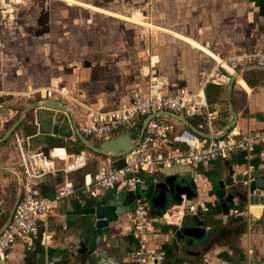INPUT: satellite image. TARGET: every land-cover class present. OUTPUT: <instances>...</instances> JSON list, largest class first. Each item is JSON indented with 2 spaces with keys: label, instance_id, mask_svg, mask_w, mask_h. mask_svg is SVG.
<instances>
[{
  "label": "crops",
  "instance_id": "1",
  "mask_svg": "<svg viewBox=\"0 0 264 264\" xmlns=\"http://www.w3.org/2000/svg\"><path fill=\"white\" fill-rule=\"evenodd\" d=\"M62 1L69 5L109 12L78 0ZM156 4V9H168L170 17L174 16L170 9L174 10L177 18L171 19L168 16V22H164L165 16L160 17L154 8H151L150 18L143 14L133 17L117 15L152 31L150 43L141 45V41L136 38V44L144 50L141 52L142 68L147 73L151 70L161 74L159 76L162 79L157 77L161 82L169 83L172 87L186 85L194 88L214 67L233 56H244L255 51L264 54V0H155ZM167 24L171 27L167 28ZM48 35L45 34L44 38L49 37ZM48 39L56 40L55 47H49ZM33 40V36L26 33L0 32V138L18 120L26 105L42 100L40 91L43 90V95H48L47 89H55L64 78L57 61V33L55 36L52 33L45 40L38 53L33 48ZM253 65L259 64L246 66L247 70L234 83L232 101L238 116L230 131L233 133L264 127V71L252 68ZM224 66L229 72L235 73L225 63ZM227 85L228 83H210L205 90L210 110L216 113L214 124L219 134L228 130L234 119L229 111ZM142 86L146 88L144 92H147L148 86ZM29 88L33 92H27ZM67 98L61 100L72 106L71 96ZM89 106L104 107L98 104ZM72 108L75 110L73 106ZM60 114L54 112V118L60 119V122L51 134L57 136L58 140L52 143L49 150L56 145L65 146L68 154L62 147L52 151L54 158H60L55 160L56 164L65 165L61 159L68 158V155L72 158L80 150H77L79 140L76 135L68 134L73 125V114L71 111H67L62 117ZM189 120L202 132L208 133L203 126L202 117L196 116ZM29 127L26 119L15 131L30 136L27 133ZM38 128V133L43 135L44 124L41 127L38 125ZM178 130L191 131L185 122L179 124ZM10 143L0 145V231L6 225L21 186V177L12 169H19L18 154ZM173 146L176 149L178 146L185 148L178 143ZM90 152L92 151L89 150ZM92 153L89 160L93 165L88 167L89 170L96 169L105 157ZM122 161L119 157L116 163L122 165ZM251 163L255 166L251 172L253 179L248 186L237 183V196L228 215L223 213L219 205L218 195L222 196L224 193L220 189L219 180L227 176L228 165L235 174L244 175L248 168L244 152L201 163L197 169L191 165H174L147 176L149 186L153 180L169 174H178L192 180L196 172L201 175L198 184L194 182L198 196L192 200H186V196H183V206L171 204L168 210L159 214V209L150 203L151 223L146 239L151 250L165 253L166 257L161 264H264V191L255 182L258 176L264 177V158L258 156ZM89 170L74 173L78 177L74 180L79 188L77 195L59 202L40 222V236L34 240V244L29 246L19 240L5 252V258L0 259V264H135L132 255L138 247V240L134 236L133 210L104 228L99 237L100 244L93 254L87 256L79 253L82 243L91 247L95 243L93 239L98 236L88 224V208L95 201L111 203L114 196L127 193L122 189H106L101 190L97 198L91 197L80 187L83 175ZM55 177L59 179V176ZM54 186L55 181L50 179L46 184H41L40 188L45 195H51L54 193ZM256 189L259 193L254 194ZM145 191H140L143 197H146ZM190 204L198 206L197 213L188 212L186 208ZM202 204L206 209L201 208ZM123 208L128 207L123 204ZM166 212L170 217L168 222L164 217ZM196 219L205 222L210 240L206 243L194 240L192 245L180 243L181 247L178 248L179 241L174 238L176 230L181 225L194 224ZM43 237L47 243L41 242Z\"/></svg>",
  "mask_w": 264,
  "mask_h": 264
},
{
  "label": "built area",
  "instance_id": "2",
  "mask_svg": "<svg viewBox=\"0 0 264 264\" xmlns=\"http://www.w3.org/2000/svg\"><path fill=\"white\" fill-rule=\"evenodd\" d=\"M226 62L235 73L229 72L223 64H218L194 88L186 85L172 87L169 83L152 78L147 92L134 90L126 100L113 107L100 108L82 104L83 111L76 116L77 126L89 141L103 142L125 132L137 133L145 117H153L136 145L120 157L123 160L122 165L116 163L119 157L105 156L96 169L85 172L80 187L93 198H97L101 190L106 189L140 192L148 188L147 176L159 170L163 171L174 165H191L197 169L201 163L228 158L238 152H244L248 159V168L242 182L244 186H248L253 179L251 172L255 168L251 163L252 159L258 156L264 158V127L214 137L213 135L219 134L214 124L216 113L210 110L205 90L210 83H228L241 67L252 63L264 66V54L255 51L244 56H233ZM47 94H42V100L66 99L70 96L64 88L47 89ZM164 112H174L188 119L202 117L203 126L211 136L201 137L189 130L179 131L178 127L182 122L161 115ZM33 138V135L25 136L16 131L13 133L19 169L15 166L12 169L21 177V198L11 220L0 233V259H4L5 252L13 248L19 240L29 246L34 244V240L40 236V222L59 202L77 195L79 188L71 173L86 169L90 163L89 152L82 150L72 155V158L68 155V158L61 159L65 165L59 167L55 160L60 158H54L52 151L62 147L68 154L67 148L56 145L48 152L41 148L34 149ZM176 143L183 144L185 148L178 146L176 149L173 146ZM48 174L59 176L51 195L42 192L39 182L40 178ZM200 178L201 175L196 172L193 180L198 184ZM253 193H259L258 189ZM201 208L206 209L203 204ZM186 209L190 213H197L198 206L190 204ZM150 211V201L146 197L138 198L132 212L134 236L138 240V247L132 255L135 264H161L166 257L163 251L149 248L146 234L151 223ZM164 217L167 222L170 220L167 212ZM45 239L43 237L41 242L47 243Z\"/></svg>",
  "mask_w": 264,
  "mask_h": 264
},
{
  "label": "rangeland",
  "instance_id": "3",
  "mask_svg": "<svg viewBox=\"0 0 264 264\" xmlns=\"http://www.w3.org/2000/svg\"><path fill=\"white\" fill-rule=\"evenodd\" d=\"M78 1L113 14L81 5H69L62 0H0L1 33H26L33 36V48L37 53L45 40L52 33L54 36L57 33V61L62 67L59 71L64 78L55 89L64 88L68 91L75 109L71 114L75 116H79L83 111L82 104L113 107L125 100L134 90L144 92L146 88H143V84L148 86L149 90L152 78L161 76L151 70L147 73L146 69L142 68L141 52L144 50L136 44V38L141 41V45L150 43L152 31L117 15L133 17L143 14L144 17L150 18L151 8L156 9L155 6L158 5H155V0ZM170 10L174 15L171 17L176 19L175 11ZM167 12L168 9H156L160 17L165 16L164 22H168ZM166 26L171 27L168 24ZM45 34H49L46 39ZM48 40L49 47H55L56 40ZM86 60L91 61V66H85ZM157 80L161 82L159 78ZM27 92L31 93L33 89L29 88ZM40 94H44L43 90ZM12 140L13 137L4 143L11 142L10 145L14 146ZM92 142L101 143L97 140ZM84 151L89 152L86 148ZM91 163L88 167L93 165L92 161ZM58 166L63 167L64 164ZM74 173L76 172L71 173V177L77 180L78 177Z\"/></svg>",
  "mask_w": 264,
  "mask_h": 264
},
{
  "label": "water",
  "instance_id": "4",
  "mask_svg": "<svg viewBox=\"0 0 264 264\" xmlns=\"http://www.w3.org/2000/svg\"><path fill=\"white\" fill-rule=\"evenodd\" d=\"M84 64L86 67L91 66V62L88 60H86ZM251 67L258 68L264 71L263 65H253ZM244 70L247 69L243 67L242 69H239L235 75L231 76L227 85L229 111L233 115L234 119L228 130H226L222 134L213 135L214 137H221L228 134L236 124V119L238 115L234 109L232 101L233 87L237 77H239L242 72H244ZM55 111H59L61 113L60 117H62V115L67 111L73 112L74 110L71 105L67 104V102L57 98H47L39 102H34L26 105L24 111L21 113L18 120L11 126V128L6 132V134H4L0 138V145L5 141L9 140L12 133H14L15 130L20 126V124L27 119L30 126L27 130V133H30V135L34 136V138L32 139L33 148H41L43 151L45 149L49 150V147L52 145V143H55L58 140L57 136L51 134L53 133L55 126H57L56 124L59 123V120L54 118ZM162 114L180 122H185L193 133H196L202 137L209 138L211 136L208 133L202 132L188 118L182 115L176 114L174 112H164L161 113V115ZM152 117L153 115L145 117L137 133L125 132L109 140H105L100 144H96L92 141H89L81 133L77 126L76 116L73 115V125L72 128H69L68 134L76 135L79 142L86 149L92 151L95 154L102 156L111 155L115 157H121L125 153L130 151L136 145L138 139L143 136L145 128ZM42 124H44L43 135L38 133V125L39 127H41ZM50 179H53L55 181V184L58 182V179L55 177V175L52 174H48L40 178L39 182L41 184H46L47 181H49ZM244 179L245 178L242 173L235 174L233 168L228 165L227 176L219 180L220 189L223 190L224 193L222 196L218 195V201L225 215H228L230 213L231 205L236 199V192L238 189L237 183H242ZM255 182L257 184V187L260 190L264 191V177L258 176L255 179ZM21 186L20 192L15 199L11 212L9 213L6 225L11 220L14 211L20 201ZM145 192V196L150 201V203L155 208L159 209V214H161L162 211L164 212L165 210H168L171 204L182 205L184 202L183 196H186V200H192L193 198L198 196L197 186L194 181L187 177H182L178 174H169L167 176L162 177L161 179L153 180L152 182H150ZM141 197H143V194L141 192H127L125 195L118 194L114 196L111 203H101V201H95L93 205L88 208L87 214L89 215L88 224L90 227L95 229V232L98 236L97 238L95 237L96 239H93L95 243L91 247H89L86 243H82L81 248H79V253H83L87 256L93 254L100 244L99 237L102 236L104 228L108 227L111 222L117 221L121 215L128 214L132 210H134L137 204V199ZM123 204L128 208H123ZM4 228L0 231V233L4 230ZM174 238L179 241L177 247L180 248V243L192 245L194 243V240H197L198 243L208 242L210 240V232L207 231L205 227V222L203 220L196 219L194 224L181 225V227L176 230Z\"/></svg>",
  "mask_w": 264,
  "mask_h": 264
},
{
  "label": "trees",
  "instance_id": "5",
  "mask_svg": "<svg viewBox=\"0 0 264 264\" xmlns=\"http://www.w3.org/2000/svg\"><path fill=\"white\" fill-rule=\"evenodd\" d=\"M77 147H78L77 150H80V151H82V150L85 149V147H84L81 143H79V141H78V146H77ZM80 151H78V153H79Z\"/></svg>",
  "mask_w": 264,
  "mask_h": 264
},
{
  "label": "bare ground",
  "instance_id": "6",
  "mask_svg": "<svg viewBox=\"0 0 264 264\" xmlns=\"http://www.w3.org/2000/svg\"><path fill=\"white\" fill-rule=\"evenodd\" d=\"M224 63L228 66V64H227V62L226 61H224ZM224 63H223V65H224ZM220 64H222V63H220ZM229 67V66H228ZM232 69V68H231Z\"/></svg>",
  "mask_w": 264,
  "mask_h": 264
}]
</instances>
